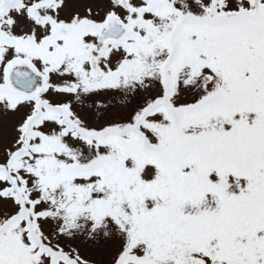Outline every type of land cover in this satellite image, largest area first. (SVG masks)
I'll use <instances>...</instances> for the list:
<instances>
[{
	"label": "snow or ice",
	"instance_id": "1",
	"mask_svg": "<svg viewBox=\"0 0 264 264\" xmlns=\"http://www.w3.org/2000/svg\"><path fill=\"white\" fill-rule=\"evenodd\" d=\"M0 264H264V0H0Z\"/></svg>",
	"mask_w": 264,
	"mask_h": 264
}]
</instances>
